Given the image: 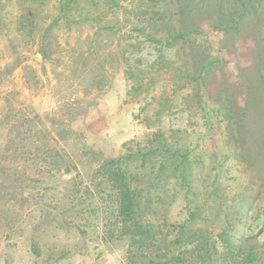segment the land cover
Wrapping results in <instances>:
<instances>
[{
    "label": "rangeland",
    "instance_id": "374dc122",
    "mask_svg": "<svg viewBox=\"0 0 264 264\" xmlns=\"http://www.w3.org/2000/svg\"><path fill=\"white\" fill-rule=\"evenodd\" d=\"M0 264H264V0H0Z\"/></svg>",
    "mask_w": 264,
    "mask_h": 264
},
{
    "label": "trees",
    "instance_id": "16d2710c",
    "mask_svg": "<svg viewBox=\"0 0 264 264\" xmlns=\"http://www.w3.org/2000/svg\"><path fill=\"white\" fill-rule=\"evenodd\" d=\"M129 195V194H128ZM124 205V203H123ZM134 212V208L131 207V204H127L125 207H124V210L122 211V214L123 213H127V215H132V213ZM135 225L137 226L138 228V231H137V234H143V233H147V230L146 228L143 227V225H141L139 222L138 223H135ZM134 232V231H133ZM127 233V232H126Z\"/></svg>",
    "mask_w": 264,
    "mask_h": 264
}]
</instances>
